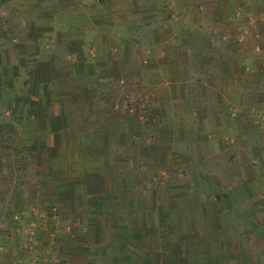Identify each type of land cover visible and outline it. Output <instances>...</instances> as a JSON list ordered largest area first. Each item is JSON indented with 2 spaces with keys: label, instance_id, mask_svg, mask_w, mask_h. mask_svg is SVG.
<instances>
[{
  "label": "crops",
  "instance_id": "0c3cea01",
  "mask_svg": "<svg viewBox=\"0 0 264 264\" xmlns=\"http://www.w3.org/2000/svg\"><path fill=\"white\" fill-rule=\"evenodd\" d=\"M180 1L187 3V7L173 14L176 20L182 21L173 22L172 26L153 25L156 21L153 24L145 21L147 16L139 11L112 15L107 5L103 10L86 11V14L77 12L81 25H76L74 32L72 29L67 33L57 32L50 43L39 44L38 56L29 52L30 48H23L20 59L26 64L30 58L27 68L30 74L26 78L29 90L25 97L29 108L24 120L28 118L40 132L38 137L48 138L39 143L26 142L30 151L28 159L40 167L47 160L46 152L50 151L49 161L55 157L51 172H36L40 183L47 187L50 179H54L50 188L43 190L56 195V209H65L67 203L75 211L73 217L82 211L92 221L86 222L88 229L72 234V240L79 241V245L72 247L76 249L65 247L69 243L59 246L61 253H78L83 259L70 264H138L135 258L139 254L130 245H144L143 226L139 231L134 228L128 233L124 219L121 223L120 216L114 218L104 213L123 206L114 201L116 191L120 192L121 188L124 193L131 191L120 179L129 175L127 161L132 157L135 160L151 157L162 162L170 158L174 163L170 175L176 178L187 173V188L197 192L195 194L200 193L213 176L216 179L211 186L217 187L216 194L223 197L231 190L237 195V205L236 200L230 205L236 213L231 236L221 239L228 234L223 233V219L215 215L214 220L218 223L219 219L220 223L214 226L206 241L239 245L244 241L242 235L247 226L248 237L257 225L264 228V218H260L264 212V112L256 118L255 102L256 92H264V42L257 40L260 31L242 26L244 18H262L264 8L258 11L259 0ZM139 3L136 0V5ZM157 19L159 22V17ZM262 28L264 34V25ZM68 35L71 37L65 41ZM74 81L78 85L71 87ZM36 86L39 93L35 91ZM76 87L80 91H76ZM137 97L152 99L144 120L139 117L141 111L128 105ZM69 99L74 101L72 110L66 107ZM82 100L86 111L83 104H79ZM74 112H80L83 116L80 119L86 115L89 121L77 125L72 118ZM135 114L140 127H137ZM166 129L172 132L166 135L163 133ZM259 130L263 139L257 142ZM233 131L237 142L232 137L229 145L225 135H233ZM239 147L247 148L243 151L248 155L243 158L252 165L251 171L242 175H238L240 171L227 173L225 165L235 158L237 162L240 160ZM217 162L224 163L219 176L211 172L195 175L194 170L199 166L206 170L205 163ZM113 163H123L125 168L113 170ZM142 172H147L146 177L152 182L154 171L141 162L133 173L136 182L131 185L144 186L148 177ZM170 181L167 183L175 185ZM159 187H153L154 192L172 193L170 189H162L163 184ZM186 193L190 194L189 189ZM30 203L27 199V205ZM199 204V208L191 206L192 216L201 217L203 213L210 219L212 207L207 203ZM165 206L157 203L161 219L166 215L170 217L169 212L174 211L170 205L167 213ZM187 217L190 218V214ZM103 218L115 221L116 231L109 240L107 229L111 230L112 226ZM91 224L97 228H93L94 233L90 232ZM187 224L190 225L188 253L191 252L190 242H198V245L203 241L199 235L206 230L202 231L191 220ZM184 237L180 235L177 241ZM4 243L8 246L0 251V257L9 254L8 235ZM238 250L231 254L238 258L236 264H243L250 254ZM191 253L197 254V248ZM199 254L212 258L210 264L214 261L223 264L217 250L211 254L202 249ZM142 257L140 255L139 259ZM220 257L222 260L218 263ZM146 262L150 264L148 259Z\"/></svg>",
  "mask_w": 264,
  "mask_h": 264
},
{
  "label": "rangeland",
  "instance_id": "374dc122",
  "mask_svg": "<svg viewBox=\"0 0 264 264\" xmlns=\"http://www.w3.org/2000/svg\"><path fill=\"white\" fill-rule=\"evenodd\" d=\"M139 2V5H136V0H0V251L6 250L8 245L4 243L5 237L7 235L10 237L9 254L0 257V264H70L75 260L81 261L83 259L78 257V253L63 254L59 246L62 244L65 246L66 243H69L65 247L70 250L76 249L72 247L79 245V241L72 240V234L79 232L81 229H88L86 222H92L88 220V216L82 211L73 217L75 211L67 203L65 209H56L58 202L56 195L51 193L52 196L49 191L46 193L43 190L49 189L54 179H50L47 187L45 186L47 184L40 183L41 179L37 177L36 172L43 170L51 172L53 165H55V162H53L55 157L52 161H49V155L52 158L50 151L46 152L47 160L40 167L28 159L30 151L27 143L29 141L39 143L48 138L38 137L40 132L34 129L33 124L28 122V118L24 120L29 108V100L25 97H27L29 90L26 78L30 74L27 69L30 58L24 64V61L20 59L23 56V50L30 48L29 52L33 51L32 54L38 56L41 51L39 44L50 43L59 31L67 33L72 29L74 32V27L81 25L80 18L76 17V14L80 13L77 12L86 14V11L103 10L108 5L112 15L126 14L133 10L137 13L142 12L144 16H147L144 19L149 23L153 24L156 21L153 25L163 26L166 24L172 26L173 22L182 21L180 18L176 20L173 14L178 9L187 7V3L180 0H139ZM257 3L259 5L258 11L264 8V0H259ZM74 14L75 17H73ZM80 17L83 18L82 15ZM157 17H159V22ZM244 22L242 26L247 27L250 31H260L261 34L256 36L257 40L264 42V34L262 33L264 16L262 18H244ZM70 37L71 35H68L65 41H68ZM34 45H37L36 48L33 47ZM43 58H46V54ZM75 85H78L76 81L71 83V87ZM257 86L259 87L258 84ZM75 90L80 91L77 87ZM35 91L39 93L38 86L35 87ZM263 95L264 92H256V118L264 112ZM151 100L137 97L128 102V105H131L133 109L137 108L135 110H139V112L141 111L138 114L144 120L148 117L146 109L151 105ZM83 101H80L79 104H83ZM73 102L70 99L67 101L66 107L69 110L75 108ZM86 107L85 105L84 111H86ZM134 116L137 127H140L141 123L138 116L136 114ZM82 117L80 112H74L72 118L75 119L77 125L82 122L86 124L89 118L85 115L84 119H80ZM81 130L88 132L87 130ZM171 132L168 129L163 131L166 135ZM48 133L51 134V131H48ZM130 133L132 132L129 131ZM231 134L233 135H225L228 137L226 141L229 145L232 143V137L237 142L235 131ZM238 135L242 141V131L239 130ZM262 136L261 130L257 131L255 141L258 142L263 139ZM236 142H234V147ZM244 149L239 147L240 160L238 162L235 158L233 162L225 165L224 170L229 171L227 173L240 171L238 175H242L251 171L249 167L252 165H248L246 163L247 158H243L248 155L247 151H243ZM146 158H136L135 160L132 157L127 161L129 175L120 179V183L127 184L131 191L124 193L122 188L120 192L119 190L116 191L114 196L116 195L118 198L116 197L114 201H118L123 206L120 209H109L104 212L108 216H114V218L120 216L119 222L121 223H124V219L127 222L128 233L134 228L139 231V227L143 226L144 245L142 247L130 245V248L136 250V253L139 254L135 258L136 261H139L135 263L147 264L148 259L150 264H207L208 261V264H210L212 258L199 256V250L206 249L211 254L216 250L219 252L223 260L220 257L217 260L218 263L222 260L223 264H236L238 258L234 254L232 255L231 252L238 253V249H240L241 251H248L250 254V258L246 257L243 264H264V228L262 225L261 227L257 225L255 232H250L249 237L247 226L242 235L244 241L239 245L228 241L217 243L205 240L206 237L211 236L209 234L214 226L220 223L219 219L218 223L214 220L213 216L215 215L223 219V233L228 234V236L224 235L221 239L224 240L225 237L231 236L236 214L235 210H231V201L236 200L237 205V195L233 191L228 190V193L225 192L223 197L216 194L217 187L211 186L216 178L212 176L211 180L206 182V186L199 190L200 193L195 194L197 192L191 191L189 187L187 188V173L178 175L176 178L170 175L169 171L174 164L169 161L170 158H167V161L164 162L151 160V157ZM141 162L150 171H154L152 182L150 177H146L147 172H142L147 178L143 182L144 186L131 185L136 182L133 173L137 172L138 165ZM222 166H224V163H205L206 170L201 169L202 166H199L200 168L195 169L194 173L195 175L197 173L201 175L209 172L212 174L217 173V177L222 171ZM115 167H121L120 169H122L125 168V164L117 163L114 165L113 163L112 169L114 170ZM152 172L149 174L152 175ZM169 180L176 186L168 184L167 181L169 182ZM161 184H163L162 189H170L172 193L163 194L160 192L159 194L157 191L154 192L153 187H159ZM187 189H189V195L186 193ZM177 191H180V193ZM27 199L31 202L29 205H27ZM157 203L165 204L167 213L171 207L170 205H172L174 211L169 212L170 217L167 215L163 219L158 217ZM199 203H207L212 207L210 209L211 214H209L210 219L205 217L203 213L201 217L195 216L194 218L192 216L191 213L194 210L191 209V206L199 208ZM142 212L144 214H141ZM195 212L198 213V210H195ZM187 214H190L191 217L188 218ZM260 218H264V212L261 213ZM103 219L109 227L112 226L111 230L107 229L109 240L116 231L115 221ZM190 220L202 231L206 230L205 234L201 232L199 235L203 241H199L198 245H196L198 242L191 241L188 245L191 252H194V249L197 248V254L187 253V229L190 227L187 221ZM95 227L91 224L90 232L94 233L93 228ZM240 228L243 232L241 225ZM180 235H185V237L177 241ZM214 235L213 232L212 237ZM152 237L154 238L152 239ZM171 239H174V241H171ZM60 255H64V259H61ZM140 255L143 256L141 259H139ZM212 264H215V261Z\"/></svg>",
  "mask_w": 264,
  "mask_h": 264
}]
</instances>
